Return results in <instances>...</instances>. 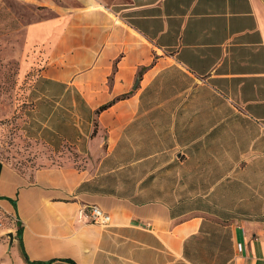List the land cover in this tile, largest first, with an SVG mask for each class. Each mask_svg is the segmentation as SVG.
I'll use <instances>...</instances> for the list:
<instances>
[{"label":"crops","instance_id":"crops-1","mask_svg":"<svg viewBox=\"0 0 264 264\" xmlns=\"http://www.w3.org/2000/svg\"><path fill=\"white\" fill-rule=\"evenodd\" d=\"M75 1L26 33L37 135L85 163L0 159V264H264V0Z\"/></svg>","mask_w":264,"mask_h":264},{"label":"rangeland","instance_id":"rangeland-1","mask_svg":"<svg viewBox=\"0 0 264 264\" xmlns=\"http://www.w3.org/2000/svg\"><path fill=\"white\" fill-rule=\"evenodd\" d=\"M66 4L73 6L77 2L0 0V159L29 177L42 166L67 160L77 166L85 163L82 150L66 142L39 138L35 130L38 114H35L34 90L39 50L29 44L32 42L26 30L28 25L54 16L52 5ZM2 217V238L8 240L13 233L6 228L7 220Z\"/></svg>","mask_w":264,"mask_h":264},{"label":"built area","instance_id":"built-area-1","mask_svg":"<svg viewBox=\"0 0 264 264\" xmlns=\"http://www.w3.org/2000/svg\"><path fill=\"white\" fill-rule=\"evenodd\" d=\"M81 215H84L87 220L103 226H107L110 223V215L96 205L87 207L86 211L81 210Z\"/></svg>","mask_w":264,"mask_h":264},{"label":"trees","instance_id":"trees-1","mask_svg":"<svg viewBox=\"0 0 264 264\" xmlns=\"http://www.w3.org/2000/svg\"><path fill=\"white\" fill-rule=\"evenodd\" d=\"M106 106H107V105H103V106H101V107L97 110V112H98L99 110H102V109L106 108ZM16 235H17V239H18V241H19V245H20L21 249L23 250V247H22V239H21V229H20V228L17 229V231H16ZM23 256H24V258L26 259V255H25L24 251H23Z\"/></svg>","mask_w":264,"mask_h":264}]
</instances>
